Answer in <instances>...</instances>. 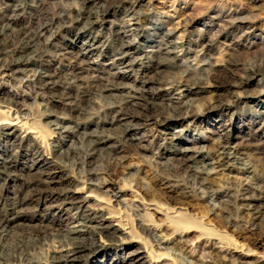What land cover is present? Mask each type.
<instances>
[{
	"label": "rangeland",
	"instance_id": "1",
	"mask_svg": "<svg viewBox=\"0 0 264 264\" xmlns=\"http://www.w3.org/2000/svg\"><path fill=\"white\" fill-rule=\"evenodd\" d=\"M9 1L16 3V0ZM22 1L33 4L36 0H21L20 2ZM77 1L79 0H44L37 11L27 5L25 10L22 9L16 13L19 15L16 16V22L12 24L15 31L25 33L32 39L39 36L33 39L34 43L26 53L33 51V48H41L50 39L49 37L54 35L52 43L54 45L56 43L55 48H51L48 56L37 60L32 66L33 69L40 70L42 73L45 71L52 76L56 85L51 92L41 89L36 82H26L27 78L24 75L9 76L10 72L3 69L2 62H0V105L17 106V103L19 104L17 107L23 109L29 119L26 127L32 128L36 133L37 143L40 147L42 146L47 161H50L57 171L53 170L56 177L53 189H47V192L32 190V204L24 207L18 214H14L10 206L12 197H15L17 193V184L10 180L0 184V218L9 223L7 232L14 235L15 238L12 239H18L12 244L19 246L20 243L22 249L21 252L15 253L16 258L26 254L33 261L43 263L51 255L58 243L56 237H60L66 229L64 218L71 213V211L64 212L65 208L60 199L77 184L81 188L84 175L87 174L95 178L94 185H97L100 179V181L106 179L111 182L108 190L110 197L112 196L110 206L116 212L121 213L118 214L122 219L124 218V223L127 222V227L132 229L136 235L148 238L151 243L154 240L153 233L149 235L137 228L139 223L143 222L145 225L156 224L160 229L157 235L173 236L175 241L168 250H170L169 257L174 264H264V232H261L264 228L262 224L260 225L261 222L255 223L258 227H255L256 230L251 231L250 227H247L249 223L244 229L246 220L249 222L248 211L243 210L240 214L237 208L235 209L233 198L229 197L236 195L237 188L245 185L247 180H250L253 187L251 191L254 194L264 196V116L260 114L262 105L258 106L254 101L255 94L262 88V84L258 82L262 83L264 80L258 77L248 85L246 89L248 92L245 93L250 97L243 95L235 98V93L239 91L228 89L223 86L225 84H220L223 77L218 80L208 79L203 91L198 94H188L184 98L178 96L181 88L174 89L168 92L169 97L172 95L173 101L171 107L167 108L166 114L170 115L172 109L182 106L188 99H193L195 108L193 107L191 111L194 116L171 122L168 127L163 123L153 126L148 121L149 118L147 119L148 115L154 114L153 111L168 104V95L162 90L164 88L160 87L162 84L159 86V81L171 78L179 83L182 80V70L186 66L191 65L196 70L202 65L201 57L195 60L194 54H186L189 49L200 51L204 49L203 46L208 45L206 49L212 58L210 61L220 65L230 63L232 71L227 73L230 78L239 77L242 70L238 68L241 69L244 65H261L264 60V0H140L142 10L137 15L139 16L138 24L142 27L161 26L160 37H162L161 33L172 31V37L169 40L175 47L178 55L177 64L181 68L169 69L164 64L159 65L157 58L148 59L146 55L136 52L133 59L137 57L138 60L134 63L132 71L125 76L121 75L122 78L114 79L117 87L112 92L116 95L112 97L108 96V92H104L105 86L110 85L104 77H108L109 73L113 72L108 67L113 58L111 50L114 46L113 42L110 41L111 44L106 42L105 46H100L92 57L84 59L81 63L78 62L81 66L78 68V63L75 64L74 61L81 52L80 43L83 42V38H77L79 28L64 23L56 31L58 23L42 35H40L41 31H38L39 27L48 24L52 19L55 20L60 13L78 7ZM5 2L7 1L0 0V10ZM118 2L119 0H101L89 8L91 12H95L100 9L101 5L106 4V19L103 27L107 33L108 29L113 32L123 25L126 7H120ZM216 8L226 12L232 10L239 12L240 18L249 19L254 26L256 37L249 36L247 41L240 42L238 49L241 54L238 56L231 57L230 49L238 43L237 37L241 32L232 33L225 38L222 34H218L217 26H205L215 13L212 10ZM217 24H220V21L215 25ZM18 40L15 41V45L20 43ZM133 40L135 47H139L141 52L148 49L142 39L133 38ZM56 54H62V57L60 55L56 57ZM234 63L236 66L233 68L231 65ZM233 73L235 76H232ZM70 76H79L77 84H81L80 89L70 86ZM190 78L195 81L201 78V75L193 73ZM146 79L149 82L145 85V98L140 101V104L147 103L150 113L137 104V107L127 111L123 110L121 113V108L116 101L140 87V82L147 81ZM62 94H68V96H63V98ZM152 95L155 97L151 99ZM146 99L148 102L144 101ZM151 100H154V105L150 104ZM109 103H113L114 108ZM56 117L68 119L67 127L79 125L78 130L74 133L67 131L60 134L49 124V122H54ZM1 119H4L2 113L0 121ZM97 138L99 145L96 144L90 148L88 141ZM224 139H227L230 145L241 146L240 149L244 155H241L242 160L236 163L234 157L238 155L228 150L226 158L221 163L224 166L233 164L236 170H227L222 173L220 170L222 167L216 168V160H213L211 155H213L214 145ZM185 147L191 148L195 153L190 155L191 157H196V160L203 158L210 164L206 171L214 177V186L213 189L207 191L204 199L189 197L194 189L197 191L199 187L196 184L192 186L194 183L192 184L190 179L187 180L189 178V172L188 175L186 174L187 168L193 173L197 165L194 164V160L193 162L187 160L189 156L180 157L178 150ZM91 150H93L92 153H90ZM28 154L20 146L6 147L4 140L0 139L1 159L7 160L9 166L12 165L10 171H14L18 176L22 174L25 176L26 167L29 168L32 164ZM245 167L248 168L246 173L238 170ZM42 169L37 174L45 175L44 171L47 168ZM63 177L73 180V184L66 186L64 184L66 180H62ZM228 186L232 189L228 191V196H218V192L223 193V189ZM259 188L260 190H256ZM27 192L28 189L23 192L22 197ZM85 192L87 190L84 194ZM95 193L103 198L99 192ZM197 194L202 196V194ZM43 201L46 203L41 204ZM152 201L163 204L170 211L182 215L179 221H171L167 218L168 215L171 217V213L164 217V214L156 213L154 210L145 212L140 203L145 205ZM255 204L261 203L256 202ZM214 205L216 208L213 207ZM10 218L14 221L11 222ZM4 243L10 245L11 240ZM234 245L237 248H234ZM115 247L113 245L107 249L110 255L107 263L113 264L109 260L115 257L118 260L116 264H136L131 254L136 251L135 245L131 244L120 249ZM8 248L12 252L15 249L11 245ZM168 250L159 252L166 253ZM98 252L89 256L88 260L85 257L78 264H105L104 254H98ZM93 258L99 259L97 263H93ZM0 264L9 263L1 261Z\"/></svg>",
	"mask_w": 264,
	"mask_h": 264
},
{
	"label": "bare ground",
	"instance_id": "2",
	"mask_svg": "<svg viewBox=\"0 0 264 264\" xmlns=\"http://www.w3.org/2000/svg\"><path fill=\"white\" fill-rule=\"evenodd\" d=\"M6 1L7 2L3 3L4 7L1 9L2 12H0V62H2V67H4L3 69H5L6 71L10 72V75L9 74L7 75L16 76V77L17 76L20 77L24 75L27 78L25 79L26 82L28 83L36 82L37 84L40 85L41 89L51 92L54 86L56 85V82L53 81L52 76L46 73L45 71L42 73V71L40 70H35L32 68V66L36 64L37 60L43 59L46 56H48L51 48H55L56 43L55 45L52 43V39H54V35H52V37H49L50 39L47 38L48 39L47 42L41 48H33V51H31L30 53H26L27 50L30 48V46H32V44L34 43V40L37 39L39 36L37 35V38L35 36V39L33 38L34 39L33 40L31 36L28 37L26 36L25 33L21 34L20 32L15 31L12 27V24L16 22V18H17L16 16L19 15V14H16L19 10L21 11L22 9L25 10V7H27L28 5L31 9L34 8V11H37L39 6H41L44 3V0H36L34 1L33 4H27L24 1L20 2L21 0H16V3L14 4L9 0H6ZM99 1L101 0H79L77 1L76 4L78 5V7H76L77 6L76 5L75 6L76 8H74L71 11L60 13L59 16L55 20L52 19V21H50L48 24L39 27L38 31H41L40 32L41 34L40 33L39 34L42 35L45 32H48V30L52 26H54L55 24L57 25L58 23L59 25H57L58 28L56 29V31L64 23L74 25L77 28H79L77 31L78 32L77 38H83V42L80 43L81 44L80 54L76 56V53H75V56H76L75 57L76 60L74 61L75 64H77L78 62L81 63L82 61H84V59L90 56L92 57V55L95 52H97L100 46L101 47L102 45L105 46L106 42H110V41L113 42L114 46L111 45L113 46V49H111L113 58L108 64L109 69L112 70L113 72L109 73L108 77L106 78L104 77V79L108 80V83H110L109 86H105L104 92L105 91L108 92L109 93L108 96H111V97L114 96L115 93H112V92L117 87L116 83H114V79L116 80L117 78H122V76H125L126 74L132 71L135 65L134 63L138 60L137 57L133 59V56L136 54V52H140L146 55L145 57L148 59L157 58L158 60L157 62L159 65L164 64L165 66L169 67V69H176V68L180 69L181 68V66L177 64L178 55L176 54L175 47L173 46V43L170 42L169 40L172 37V31L168 30L165 33H161L162 37H160L159 31H161V26L147 25V26L142 27L138 24L139 16L137 15H139V12L142 10L140 9L141 8V4H139L141 2L140 0H119L118 5L120 7H126L124 10V16H123L124 19L122 23L123 25L119 27L120 29L115 30L113 32L111 30L110 32L108 29V33L105 32V29L103 27L105 19H106V15H105L107 11L106 4L105 6L101 5L100 9L96 10L95 12L93 10H92L93 12L89 10V8L95 6L96 3L98 4ZM252 1H258V0H252ZM212 12H215L216 15H214L215 14L214 13L210 17V21L208 22V24H205V26L206 27L207 26H210V27L217 26V28H219V30L217 31L218 34L219 35L222 34V36H224L225 38H227L232 33L241 32L240 35L237 37L238 43H235V47L230 49L231 57L240 55L241 52L238 49L239 46L241 45L240 42L247 41L249 36L256 37V35H254V26L252 22H250L249 19L247 18H240L239 17L240 13L235 12L233 10L226 12V11L218 10V8H216L212 10ZM218 21H220V24L221 23L222 24L215 25L216 22ZM185 24H187V22ZM227 31L228 33L226 34ZM133 38L142 39V41H144V44L146 45V48L148 49L141 52L139 47H135V43H134L135 41L133 40ZM156 38L158 39L156 40ZM17 39H19L18 41H20V43L18 45H15V41ZM207 46L208 45H206L205 47L203 46L202 48L204 49L200 51L189 49L186 52V54H191V53L194 54L193 56L195 60H198V58L201 57L200 59L202 61L200 62H203V63L196 70H194L191 67V65L186 66V68L182 70V73H181L182 80L179 83H177L175 80L171 78L166 79L164 81L160 79L161 81H159L160 82L159 86L162 84L160 87L164 88L162 90H164V92L167 95L169 91L174 90V89L177 90L178 88H181L179 89V92H178V96L180 98L187 97L188 94H192V93L198 94L206 88V82L208 81V79L215 78L216 80H218L220 79V77H223L221 80L222 83L220 81V84H225L223 86L228 87V89H235L236 91H239L235 93V98H240L243 95L244 97L248 96L246 94L248 90L246 89L248 85L251 82H253L256 78L260 77L262 80H264V65H263L264 60L262 61L261 65L260 64L259 65L247 64V65H244L241 69L238 68V70H242V74L239 77L230 78L228 75L229 72L232 71L231 70L232 68L229 66L230 63L227 62V63H224L223 65H220V64L210 61L212 58L207 52V49H206ZM58 55L62 57V54H58ZM58 55L56 54V57ZM79 66L80 65L78 63L77 67L81 68V66L80 67ZM231 66H233L234 68L236 64L234 63V65L232 64ZM235 70H237V68ZM235 70L233 69V72H235ZM193 73L200 74L201 78L195 81L191 80L190 76ZM234 74L235 73H233L232 76ZM68 75H71V74H68ZM216 77H219V78H216ZM78 78L79 76H74V77L70 76L71 82L69 84L71 87L75 86L77 89H80L81 84H77ZM98 81H100V79ZM148 82H149L148 80L140 82L141 84L140 87H137V88L134 87L135 90L128 92L127 94H125V96L122 95L123 97L119 99L118 101H116L117 105H119V108H121L120 110L121 113L123 112V110L127 111L128 109L133 108V107L135 108L137 106H141L145 110H148L147 103L140 104V101H143V99L145 98L144 88ZM258 84H262L261 86L262 88L258 93L255 94L254 101L256 105L258 106L262 105V112L260 114L264 116V101H262L264 100V81H262V83L258 82ZM61 96L66 97L68 96V94L66 95L62 94ZM154 97L155 95H152L151 99ZM167 100H168L167 105L159 108V110L153 111L154 114L147 116V119L149 118L148 121L151 122L153 126L159 123H163L167 125L168 127L170 126L169 123L171 122H175L177 120H183L186 118H191L194 116L192 114L191 109L194 107L195 100L188 99V101L183 103L182 106H178V108L172 109V113L170 115L166 114V110H168L167 109L168 107H171V104H172L171 102L173 101L172 95L170 97L168 95ZM144 101L148 102L147 99ZM153 101L154 100H151L150 104L154 105ZM18 105L19 104L17 103V106ZM109 105L112 108H114L113 103H109ZM17 106H12L9 104L2 105V106L0 105V114L2 113L4 115V119H1L0 121V139L4 140L6 147L12 148V147L20 146L21 149H25L26 152L29 153L28 155L32 161V164L30 165V167L29 168L26 167V175L23 176L22 174L18 176L17 173L16 174L14 173V171L12 170L10 171V168L12 165L9 166V163L7 162V160L1 159V156H0V184L3 181L8 182L9 180L17 184V193L15 197H12L11 199L12 203L10 205L11 209L14 210V214H18L19 211L21 212L24 207L32 204L33 202L31 199L32 190H35L36 192L46 191L47 189L52 190L53 186H55L54 180L56 178L54 176L55 173L53 172V170L55 171L56 168L52 167V163L50 161L49 162L47 161L45 154L43 153L42 146L40 147L36 141V138H37L35 136L36 133L33 131L32 128L26 127L29 121V119H27L28 117L27 114L24 113L23 109H20ZM163 116H166V117H163ZM67 120L68 119H65L64 117L63 118L56 117L55 121L52 122L53 121L52 120L51 121L52 123L49 122V124L50 126L54 127L53 128L54 130L59 131L60 134L67 132V131L72 132V133H74V131H77L79 128V125H76L75 127H67L68 126ZM88 143L91 148L94 145L96 146V144L99 145V140L97 138V139L88 141ZM214 146H215L213 148L214 151L211 150L213 151V155L211 156L213 160H216L215 162L217 166L216 168L220 169V167H222L220 169L222 173L227 170L228 171L236 170L233 164H227V166H224L223 163L221 162H223L224 159L226 158L225 157V155L227 154L226 152L228 150H231L236 155H238L234 157L235 158L234 161L236 163L237 162L239 163V160H242L240 156L244 155V153L240 149L241 146L239 147V145H230L227 139H224L223 141L216 143V145ZM92 151L93 150L89 152L92 153ZM178 152L180 154V157L189 156L190 158H187V160H192V162L194 160V164L197 165V167L195 166L196 169L195 171H193V173H191L190 171L191 169L189 170V168H187L189 171L187 170L186 174L188 175V172H189V178H187V180L190 179L192 184L194 183V185L192 186H195L196 184L199 188L197 189V191L195 189L194 191L192 190L193 194L191 196L189 195L187 196H189L192 199L193 198L195 199L196 198L197 199L206 198L207 191H209V189H211L214 186V183H213L214 177H211L209 173L206 171L207 166L210 165L209 162L203 158L196 160L195 159L196 157H191L190 155L195 154V153H193V151L189 147L181 148L180 150H178ZM197 153H200V152H197ZM43 166L47 168L46 171H44L45 175L37 174L39 170L44 168ZM238 170H241V172L243 173L248 172L247 167L243 169H238ZM94 179H93V175L88 176L86 174L84 175V181L82 184L83 186L81 188H79L80 185L77 184L75 188L73 187L70 188V190L66 193V195L61 197V199L58 196V198L61 200L62 206L65 208L64 212L71 211V213L70 214L64 213L65 215L67 214L66 217L64 218L66 220V226H64L66 229L63 230L64 233L60 237H56V239L58 238V243L52 250L51 255L48 256L44 260L43 263H41L40 261H33V259L28 258L26 254L22 255L21 257L16 258L15 253L22 251L20 243H19V246H17L16 244H12V242L14 243L15 240H18V239H14V240L12 239V238H15L14 235L9 234V232H7L9 223L5 219L0 218V263L1 261H5L6 263H9V264H78L83 259H85V257H87L86 259L88 260L89 256L94 255L96 252L100 250L98 254L100 253L104 254L103 255L105 258L103 260L104 263L110 264V263H107V260L110 257V255L108 254L109 252L107 250L108 248L115 245L116 246L115 248L120 249V248H123L124 246H128L132 244L136 246V251H133V253H131L132 258L136 264H161L162 262L163 264H169V262L170 264H174V261H172L169 257L170 250H168L169 246L170 245L173 246V242L175 241L173 236L169 237V236H165L162 234L157 235L156 233H159L160 229H158L156 224H148V225L146 224L145 225L143 224V222L142 223L140 222L137 228H140L142 232L149 234V235L153 233V235H155L154 240L151 243L148 240V238L140 237L141 235L140 236L136 235L132 229L127 227L128 226L127 222L124 223L123 221L124 218L122 219L121 216L119 215L121 213L116 212L110 206V203H111L110 198L112 196L110 197L108 190H109V186H111V182L106 181V179L105 181L104 180L100 181L101 180L100 179L98 181V184L94 185L93 183ZM62 180H66V182L64 183L66 184V186L73 184L72 183L73 180L67 179L66 177ZM187 180H186V183H187ZM250 183H251L250 180H247V183L245 185H240L237 188L236 195H230L229 197L231 199L233 198L235 209L237 208V211H239L240 214L241 212H243V210L248 211L247 217L249 219V222L247 220L246 222L244 221L245 226L243 227L244 229H246V225L249 223L247 227H250L249 229L252 231L255 229V227H257L255 224L257 221L261 222L260 225L262 224L261 226L264 228V196L261 197V196H258L257 194H254V192L251 191L253 190L252 189L253 187L251 186ZM228 187L226 189L225 188L223 189L224 195L220 191L218 192V196H228L229 194L228 191L232 190L230 187L229 188ZM260 188L256 190H260ZM26 189H28V192L25 193L22 197V194ZM102 189H106V190H102ZM85 190H87V192H85L86 194H84ZM95 192H99V194H102L103 198L99 197ZM197 193L202 194V196H199ZM214 193L216 192L214 191ZM104 197L106 199H104ZM256 202L258 203L260 202L261 204L256 205L255 204ZM45 203L46 201H43L41 204H45ZM140 205L143 207L142 209L145 212H147V210H154V212L156 213L164 214V217L165 215L171 213V217L169 215L167 217L171 221L178 220L182 216L179 213H176L175 211H170V209L165 208L163 204L156 203L154 201L149 202L148 204H145V205H143V203H140ZM149 207L151 208L149 209ZM213 207L216 208L215 205ZM146 215H149V214L146 213ZM241 219H243V217ZM10 221L13 222L14 219L10 218ZM261 232H264V231H261ZM104 238H106L107 240L106 241L103 240ZM9 240H11L10 245L15 247L13 252L10 251V249L8 248L10 245H8L7 243H4V242H8ZM234 248H237V247L234 245ZM161 250L162 251L168 250V252L160 253L159 251ZM97 259L98 258H93L92 259L93 263H97ZM173 259L175 260V258ZM110 261H112L113 264L118 263L117 262L118 260L115 257L110 258L109 262Z\"/></svg>",
	"mask_w": 264,
	"mask_h": 264
}]
</instances>
